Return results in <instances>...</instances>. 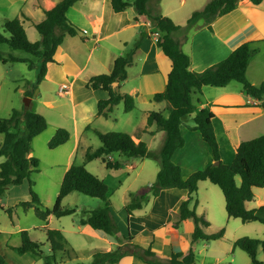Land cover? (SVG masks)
Returning a JSON list of instances; mask_svg holds the SVG:
<instances>
[{
	"label": "crops",
	"instance_id": "0c3cea01",
	"mask_svg": "<svg viewBox=\"0 0 264 264\" xmlns=\"http://www.w3.org/2000/svg\"><path fill=\"white\" fill-rule=\"evenodd\" d=\"M58 1L60 0H0V22L16 17L23 19L25 16L23 26L26 35L30 41H37L40 35L34 23L41 21L44 11L52 8ZM127 1L131 3L133 0ZM208 1L148 0L147 7L151 13H160L181 25L173 37L190 56V69L194 71L204 70L226 58L240 44L252 41V46L257 51L246 67V77L254 85L261 84L264 81V0L258 5L252 4L250 0H239L236 7L227 14L210 22L199 19L187 25L192 12L202 8ZM66 16L81 33L79 36L64 38L54 54L55 61L47 64L44 78L34 90L40 99L43 93L42 102L40 99L38 101L43 109L39 108L38 112L47 118L53 127L51 129L65 127L70 131L69 138L73 142L63 166V175L73 163V156L79 149L85 154L88 148H93L89 138L85 137V132L91 125H94L92 128L96 126L95 130L102 133L124 126L125 132L136 142L142 140L149 150H158L164 140L163 131L155 125L147 127V132L142 130L146 127L149 112L164 107V103L155 102L152 96L164 90L171 62L157 46L148 19L137 15L132 6L114 12L110 0H79L68 8ZM136 40H139V49L133 64L127 68V77L120 89L135 98L136 110L131 112H135L138 117L133 121L134 117L130 111L122 116L119 115L121 110H113L106 118L97 115V102L106 99L108 92L88 89L87 81L94 76L110 72L115 58L128 52ZM34 77L29 81L33 82ZM64 85L65 90L60 91ZM53 87L55 89L51 91L57 94L55 96L46 92L48 88ZM191 97L196 107H207L214 114L212 124L222 163L230 164L233 161L241 141L264 134V108L255 98L243 91L240 83L231 81L225 86H202L201 89L194 90ZM164 114L167 115V111ZM192 118V115L186 117L180 125L184 145L172 154V161L180 167L183 178L212 162L210 149L200 133L186 127L193 125ZM31 154L30 152L29 156ZM107 159L121 163L118 169L110 170L101 160L104 167L102 180L108 187L110 201L115 192L120 193L122 197L119 209L121 214H117L114 219L120 230L129 234L134 243L151 247L158 264H167L172 252H186L192 245L191 234L195 226L192 218L179 221L180 205L188 198L187 190L163 189L156 196L149 195L140 208L133 210L132 214H127L124 206L130 201L131 193L153 181L159 168L153 165L148 167L147 161L150 158H126L122 154L114 153ZM92 161L94 159L86 163ZM131 177L133 179L125 184ZM214 186L216 185L209 181L200 182L196 192L197 198L193 196L189 206L194 207L196 214L202 215L208 222L205 233L211 234L221 228L224 233L216 240L209 243L201 240L202 242L194 246V264H197L199 253L203 254L199 264L220 262L227 254L214 256L209 252V244L221 240L224 252L233 247L236 240L235 237L231 244L225 242L229 228L227 229L228 220L225 221L224 217L230 218L226 216L224 196L219 194ZM11 189L15 187L12 186ZM207 192L216 196V209L212 208V199L206 200ZM262 204L264 202L261 200L257 203L258 206ZM245 206L251 208L248 202ZM114 212L116 211L113 210L112 213ZM49 218L50 216L45 225L48 224ZM60 231L69 243L67 234L72 236L73 233H67L63 227ZM0 234L4 235L5 231L0 230ZM75 234L81 238L97 240L98 243H106L105 248L98 244V249L90 247L85 250L91 256L95 250L108 251L118 246L113 236L88 225H78ZM201 245L204 246L201 248ZM46 247L45 252L49 251L48 245ZM230 260L235 262L233 257ZM117 264L145 263L137 257L126 255Z\"/></svg>",
	"mask_w": 264,
	"mask_h": 264
},
{
	"label": "trees",
	"instance_id": "16d2710c",
	"mask_svg": "<svg viewBox=\"0 0 264 264\" xmlns=\"http://www.w3.org/2000/svg\"><path fill=\"white\" fill-rule=\"evenodd\" d=\"M79 0H60L52 8L44 11V18L34 23L40 39L30 41L26 35L23 19L18 17L5 19L4 32H0V45L7 44L12 50L24 51L38 59L35 64L29 57H21L9 54L0 55L3 64L11 62L25 63L29 69L37 67L34 82L26 81L31 85V90L24 93L28 96L38 87L46 73V66L54 62V54L67 36H79L81 30L76 27L66 16V11ZM239 0H209L201 9L192 12L186 24L190 25L199 19L212 21L217 17L232 11ZM258 5L263 0H250ZM148 0H110L114 12L125 10L132 6L137 15L145 16L152 33L158 32L156 41L160 50L171 62L170 70L166 76L164 90L155 93L152 99L155 102L164 103L163 109L150 111L147 116L146 127L155 125L163 131L164 140L156 151L148 149L142 140L136 142L127 132L96 131L100 145L94 150L87 149L85 160L91 161L101 158L105 167L110 170L118 169L119 161L107 159L114 153L124 155L126 158H152L158 161L159 170L153 182L147 184L142 190L131 193L130 201L124 206L127 214L140 208L141 203L149 195L156 196L163 189L179 188L188 192V198L180 205L179 221L192 218L194 230L191 234V243L198 240L213 241L222 237L224 229L207 234L204 229L208 222L202 215L195 212L189 204L197 192L198 185L202 181H209L218 186L225 200V210L228 217L239 218L242 222H259L264 224V204L248 209L245 203L254 197V188L264 187V134L243 140L239 143L233 161L224 164L220 160L218 143L213 129L212 119L214 114L207 107L198 108L192 102V92L202 86H225L231 81L241 84L243 91L258 101L264 108V81L259 85L252 84L246 77V67L257 49L252 46V41L244 42L236 47L226 58L205 68L202 71L190 69V56L186 54L173 35L181 28L172 19L160 13L153 14L147 7ZM139 49V40H136L128 53L115 58L110 72L90 78L86 87L88 89H101L108 92L106 99L97 102V115L108 117L114 108L121 102L124 103V111L128 112L135 107L134 98L121 91L122 82L127 77V68L131 66ZM116 82L114 86L113 83ZM167 111V115L164 112ZM193 116V125H186L190 130L200 133L202 139L208 145L212 162L202 169L194 171L187 178H183L180 167L172 161L174 151L184 145L180 125L184 119ZM48 126L43 115L34 111L30 106L22 110L13 109L8 117L0 118V133L3 140L0 142V196L12 186H20L28 182L29 200L20 202L24 210L33 208L36 216L47 221L49 216L57 218L74 214L75 208H63L61 203L64 197L72 192L100 200L103 206L84 211L80 218V224L88 225L92 229L100 230L113 236L118 242L115 249L108 251H95L90 262H76L75 264H117L119 260L131 255L137 257L145 264H158L156 254L151 247H142L132 241L129 234L123 233L116 224L112 212L111 201L108 195L106 183L97 175L91 173L84 164H71L64 173L59 192L51 208L44 207L38 195L33 191L30 181L32 172L38 171V159L29 156L32 139L42 133ZM69 132L64 128H57L48 142L50 149L56 148L68 141ZM237 178L239 180L237 181ZM11 216L13 207L6 210ZM49 253L44 254V243L31 239L28 231L20 232V245L9 247L18 254L31 253L41 257L42 264H57L55 253L65 251L67 242L58 229L45 225L43 227ZM234 246L245 252L251 260V264L264 263V240L243 236L235 240ZM261 251L263 259L258 261L256 255ZM195 252L190 247L186 252H172L167 264H194ZM0 264H6L0 254Z\"/></svg>",
	"mask_w": 264,
	"mask_h": 264
},
{
	"label": "rangeland",
	"instance_id": "374dc122",
	"mask_svg": "<svg viewBox=\"0 0 264 264\" xmlns=\"http://www.w3.org/2000/svg\"><path fill=\"white\" fill-rule=\"evenodd\" d=\"M3 22L4 20L0 22V32H4ZM4 34L8 36L7 32H4ZM127 53L128 52H126L125 54ZM9 54L29 57L33 60L35 64H38V59L33 57L32 55L21 50H12L7 44H1L0 55L6 57ZM36 73H37V67L29 69L25 63L8 62L3 64L2 62H0V118L8 117L13 109L22 110L25 107L29 106V105L26 106L25 104L26 101L29 99H30V107L34 111L37 110L36 112H38L39 108L43 109L42 104L40 103L39 105L38 103L40 97H37L36 91H34L38 87L34 89L32 94L29 96L24 93L25 91L31 90V85L26 84V81L32 79ZM35 78L36 75L34 77V80ZM47 84L49 85V83ZM21 89L23 90V92H21ZM54 89H55L54 87L52 89L48 88L46 92L52 94V96L53 95L55 96L57 94L51 91ZM42 100H43V93L40 102H42ZM35 103H37V105H35ZM134 108L130 110V114L132 113V117H134L132 118L133 121L135 120V118L138 117V115L135 112H131L132 110H136V108L135 109ZM114 110L115 112L116 110H121V114L119 113V115L122 116L126 115L125 114L126 112L124 111L125 109L123 102L119 103L114 108ZM154 111H158V109H154ZM45 119L48 123L46 117ZM64 124L65 122L62 123V125ZM93 126L94 125H91L90 126L91 130L88 129L85 132L86 139L87 137L89 138L90 145L93 147L92 149L90 148V150H93L100 145V140L98 139L96 132H94L99 130H95L96 126L92 128ZM51 128L53 127L48 123L47 128L42 133L35 136L31 142V153H32L31 155L37 158L39 161L38 171L32 172L30 175L31 186L33 191L38 195L39 200L43 204V206L48 208H51L53 206L56 196L59 192L60 183L63 177V166L67 158V153L72 147V142H73L71 138H69L68 141L65 143V145L62 144L56 148L50 149L47 144L54 135L55 130L57 129V128L54 129ZM61 128L66 129L70 133V131L67 128L65 127H61ZM125 129L126 128L122 126L120 128H115V130H111V131L125 132ZM2 140H3V134L0 133V142ZM2 160L3 158L0 159V161ZM86 162L87 161L85 160L84 152H82L81 149H79L77 153L74 154L73 156L72 164H84L87 170H89L93 174L96 173L95 175H98V177L102 179V169H104V167L102 166L101 159H96V160L94 159V161H92L91 163H86ZM147 162L149 164L148 167H151V165H153L154 167L159 168V163L155 159L150 158L148 159ZM155 178L156 176L154 177V180ZM132 179L133 177L128 179V181L125 184H128ZM238 180L239 178H237V181ZM151 182H148L147 184ZM147 184H145L141 188L143 189ZM14 187L15 189L12 190L10 187L9 191H6L4 194L0 196V230L5 231L4 235L0 234V254L4 257L6 264H42L43 260L41 257H38L31 253L18 254L14 250L9 248V247H17L20 245V232L22 230H26L28 231L32 240L46 243L45 246L43 245L44 247L42 248V251L44 254L49 253L48 250H47L48 252L46 251L47 253L45 252V247L48 244L46 242L43 227L45 226L46 222L40 220L36 216L33 208L24 210L21 206H17L18 204H20V202L30 199V195L27 190L28 182L25 181L22 185L14 186ZM214 187L216 188V190H218L219 194H222V191L218 186H214ZM141 188H139L138 191L142 190ZM207 195L208 196L206 197V200L210 201L212 199L211 200L212 208L216 209L217 206V203L215 202L216 196L214 194H211V192H207ZM194 196L197 198L196 193L194 194ZM200 197H201V193H200ZM121 198L122 197L120 193L117 192H115L113 197H111V203H112L111 212L113 210L116 211L112 213L114 219L116 216H118L117 214H121V211L119 210L121 205ZM259 200L264 202V187L254 188V197L250 202L248 201V206L251 208L248 209L258 207L257 203ZM61 205L63 208H75L76 212L74 214L63 216L60 218H57L55 216H50L48 220L47 227L58 230H60L63 227L66 231H68L67 233H70V231L73 233L72 236L67 234V238L70 244L67 242L65 251L63 252L57 251L55 253L57 264H75L76 262H85V263L90 262L92 256L88 251L85 250L89 249L90 247L98 249L99 248L98 244H102V247L105 248L106 243L103 241L101 243H98L97 240L93 239L92 241L88 237L81 238L79 235L75 234V230L77 229L78 225H81L80 218L84 216L83 213L84 211L101 207L103 206V203L98 199L83 195L82 193L72 192L68 194V196L63 198ZM10 207H13L11 216L6 211ZM229 218L230 219L224 217V219H226L225 221L228 220L227 229L229 228L228 237H226L225 242H229V244H231L235 237L237 239L243 236L254 237L264 240V224L256 221L242 222L239 218H232V217ZM220 221L221 219H219V222ZM200 242L202 241L198 240L197 242L191 245L193 250H194V246ZM209 242L211 241H208V243ZM203 246L204 245H201V248ZM223 247L224 244L221 240L212 242V245L209 244V252L213 253L214 256L217 255L221 256L227 254L225 259L221 260L220 262L218 261L214 264H251L250 257L242 250L236 248L235 246L233 247L230 246L231 248L226 250L227 252L226 251L223 252L222 250ZM202 255H203L202 253L198 254L197 264L201 263L200 258ZM232 257L235 258L234 263L230 260V258ZM256 259L258 261H261L263 259V255L261 251H259L258 254L256 255Z\"/></svg>",
	"mask_w": 264,
	"mask_h": 264
},
{
	"label": "built area",
	"instance_id": "2783aa9c",
	"mask_svg": "<svg viewBox=\"0 0 264 264\" xmlns=\"http://www.w3.org/2000/svg\"><path fill=\"white\" fill-rule=\"evenodd\" d=\"M152 36H153L154 40L157 41L159 34H158V32H154V33H152ZM65 88H66L65 85L62 86V88H60V91L65 90Z\"/></svg>",
	"mask_w": 264,
	"mask_h": 264
},
{
	"label": "water",
	"instance_id": "95a60500",
	"mask_svg": "<svg viewBox=\"0 0 264 264\" xmlns=\"http://www.w3.org/2000/svg\"><path fill=\"white\" fill-rule=\"evenodd\" d=\"M113 85L115 86L116 85V82H114ZM29 103H30V99L26 101V103H25L26 106L29 105Z\"/></svg>",
	"mask_w": 264,
	"mask_h": 264
}]
</instances>
